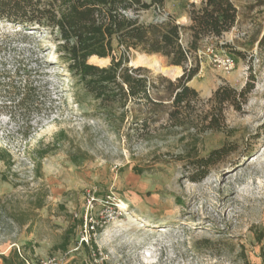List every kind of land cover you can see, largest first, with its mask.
<instances>
[{"label":"rangeland","instance_id":"rangeland-1","mask_svg":"<svg viewBox=\"0 0 264 264\" xmlns=\"http://www.w3.org/2000/svg\"><path fill=\"white\" fill-rule=\"evenodd\" d=\"M198 2L165 0L164 10L144 12L141 21L167 24L170 17L188 26V7ZM262 12L255 24H264ZM255 30L243 20L221 38H206L195 54L200 71L189 83L199 101L185 125L162 121L141 131L134 113L122 122L116 109L109 118L80 90L47 30L0 21V71L32 70L39 89V108L30 111L6 106L0 94V148L11 155L0 161V264L13 253L26 264H264V63L251 42ZM127 56L129 66L153 78L170 69L174 77L183 73L158 55ZM144 57L158 59L162 70ZM226 57L234 60L231 68L222 65ZM90 63L106 67L110 59ZM251 64L247 104L241 111L227 107L217 117L220 130H206L208 100L224 84L243 89ZM221 148L227 154L192 182L189 163Z\"/></svg>","mask_w":264,"mask_h":264},{"label":"trees","instance_id":"trees-1","mask_svg":"<svg viewBox=\"0 0 264 264\" xmlns=\"http://www.w3.org/2000/svg\"><path fill=\"white\" fill-rule=\"evenodd\" d=\"M198 1L188 7V26L179 25L170 17L167 24L141 21L144 12L164 10L165 0H0V21L18 25L24 31L47 30L59 60L80 90L106 110L107 117L111 118L114 110L121 109L122 122L134 113L131 118L141 131L162 121L181 128L199 101L198 92L189 83L200 71L195 54L206 38H221L243 20L251 22L256 29L251 42L257 45V59L264 63V24H255V16L263 14L264 0H246L243 9L232 0ZM2 42L3 39L0 52L4 49ZM118 50L121 54L116 56ZM131 51L161 56L170 65L182 67L183 74L174 81L160 75L153 78L148 69L129 66L127 54ZM234 54L244 56L238 51ZM92 58L110 59V64L100 67L90 63ZM249 71L250 78L243 89L224 84L213 93L203 118L208 123L206 130H220L217 117L223 119L227 107L241 111L247 104L255 84L252 64ZM21 73L23 81L17 86L15 79ZM36 75L45 78L43 74ZM33 77V71L26 68H17L14 73L0 71V78L5 81L0 86V94L5 95L6 106L20 111H30L36 106L39 89L34 86ZM226 154L221 148L207 157L192 160L189 166L196 176L191 181L197 183L204 179L209 168ZM10 158L9 152L0 148V161ZM68 244L66 235L62 247L65 249ZM2 259L3 264H26L16 253Z\"/></svg>","mask_w":264,"mask_h":264},{"label":"bare ground","instance_id":"bare-ground-1","mask_svg":"<svg viewBox=\"0 0 264 264\" xmlns=\"http://www.w3.org/2000/svg\"><path fill=\"white\" fill-rule=\"evenodd\" d=\"M143 60H144V62L149 63L150 65H152L155 69L162 70V65L160 64V61L158 59L144 57ZM169 72H173V74H172L173 77L172 78H175L176 77V76L174 77V75H175V69H170L168 72L164 73V76L167 75V73H169ZM223 180H225V178L222 179V181Z\"/></svg>","mask_w":264,"mask_h":264},{"label":"built area","instance_id":"built-area-1","mask_svg":"<svg viewBox=\"0 0 264 264\" xmlns=\"http://www.w3.org/2000/svg\"><path fill=\"white\" fill-rule=\"evenodd\" d=\"M222 65L226 68H231L234 65V60L231 57H226L222 61ZM47 264H55V260H51Z\"/></svg>","mask_w":264,"mask_h":264},{"label":"water","instance_id":"water-1","mask_svg":"<svg viewBox=\"0 0 264 264\" xmlns=\"http://www.w3.org/2000/svg\"><path fill=\"white\" fill-rule=\"evenodd\" d=\"M134 67H140V66H134ZM172 74H173V72H169V73H167V75H165V77H167V78L169 77L170 79H172V77H173ZM182 74L180 76H176L173 80L180 78L182 76Z\"/></svg>","mask_w":264,"mask_h":264}]
</instances>
